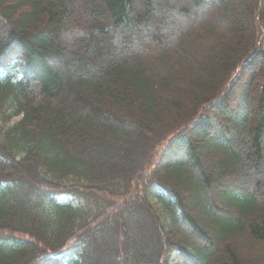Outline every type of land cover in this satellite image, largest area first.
<instances>
[{
	"label": "trees",
	"instance_id": "obj_1",
	"mask_svg": "<svg viewBox=\"0 0 264 264\" xmlns=\"http://www.w3.org/2000/svg\"><path fill=\"white\" fill-rule=\"evenodd\" d=\"M182 1L0 0V264H264V0Z\"/></svg>",
	"mask_w": 264,
	"mask_h": 264
},
{
	"label": "rangeland",
	"instance_id": "obj_2",
	"mask_svg": "<svg viewBox=\"0 0 264 264\" xmlns=\"http://www.w3.org/2000/svg\"><path fill=\"white\" fill-rule=\"evenodd\" d=\"M179 1L180 0H170V2L173 3V7H174V4L179 3ZM187 1H189V0H183L182 1V4H185L186 5ZM199 12L201 14L203 12H208V10L205 9V7H201L200 10L196 9V12L195 13L196 14H199ZM167 13H169V12H167ZM73 29L74 28H72V27H67L65 29V32L68 33L69 35L67 34L66 36H70L73 33ZM145 30H148L150 33L151 32L152 33L154 32L153 28H151V27H147ZM172 30H173V26L172 25H170V24L169 25H165L164 24L163 26H161V28H160V30H158V32L166 33V36H168ZM143 31H144V29L142 27H140V29H138L137 30V33L134 35L133 40L136 43L141 44V42H142L141 40H144V38H145L146 35L143 33ZM19 116L20 115H15V116L12 117L11 120L14 121V120L18 119Z\"/></svg>",
	"mask_w": 264,
	"mask_h": 264
}]
</instances>
